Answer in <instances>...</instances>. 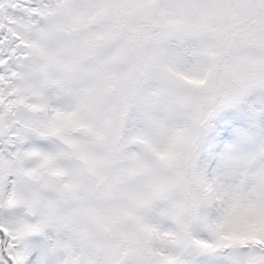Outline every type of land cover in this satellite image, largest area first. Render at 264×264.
<instances>
[{
	"label": "snow or ice",
	"instance_id": "obj_1",
	"mask_svg": "<svg viewBox=\"0 0 264 264\" xmlns=\"http://www.w3.org/2000/svg\"><path fill=\"white\" fill-rule=\"evenodd\" d=\"M0 264H264V0H0Z\"/></svg>",
	"mask_w": 264,
	"mask_h": 264
}]
</instances>
